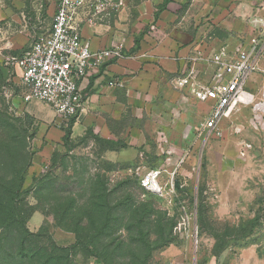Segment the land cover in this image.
I'll return each mask as SVG.
<instances>
[{"label":"rangeland","instance_id":"374dc122","mask_svg":"<svg viewBox=\"0 0 264 264\" xmlns=\"http://www.w3.org/2000/svg\"><path fill=\"white\" fill-rule=\"evenodd\" d=\"M124 1L127 11L136 17L139 7L151 0ZM57 7L58 0H0V46L3 47L0 49V175L11 179L19 168L28 166L18 206L31 234L48 233L40 246L47 247L54 241L59 247H71L76 244L77 227H82L81 233L87 234L91 232L93 222L96 228L97 224L100 226L103 220L100 212L92 213L91 219L85 218L84 212L90 190L96 188L98 178L107 182L108 191L116 193L121 185L134 198L143 200L134 179L139 168L162 170L159 179L164 190V196L160 197L162 203L150 199V204L158 212L165 213L169 209L173 215L177 196L171 192L170 183L178 161L184 155L185 163L177 170L174 180H180L187 187L190 194L187 199L200 190L199 225L189 203L186 210L181 208L175 217L167 213L166 216L176 224L175 233L182 243L157 250L146 264H264V124L254 128L250 123L251 110L244 109L232 122L226 123L223 139L213 136L207 140L205 135L199 139L190 137L177 151L173 144H164L157 138L161 128L169 127L174 131L171 116L160 117L155 123L133 119L135 127L143 128L145 141L131 149L126 143L127 132L123 127L120 137L114 141L115 147L120 149L117 153L124 156L122 158L117 157L116 152L108 151L107 148L112 146L101 142L104 138L91 128L77 134L72 132L69 146H66L63 141L66 127L56 123L54 110L37 99L29 103L22 99L19 74L10 61L11 57L24 54L37 38L49 32ZM249 38L250 35L244 32L227 34L214 28L198 44L214 49H235ZM250 80V92L264 98L263 77L253 74ZM200 119L198 113L190 123L197 127ZM237 125L245 128L243 134L232 132V127ZM190 131L191 128H187L186 135L194 134ZM31 163L32 167H29ZM48 171L55 187L65 189L63 193L57 194L46 188L47 183L43 181L33 184L35 177L40 178ZM126 182L128 184L123 185ZM75 201H78V209L73 210V214L55 217L41 211L45 203H50L54 209L59 204L75 206ZM113 237L117 240L119 232ZM157 240L156 236L152 237L154 247ZM98 250L99 255L105 254L107 243L104 241ZM72 251L76 264H102L82 247ZM7 261L6 258L0 264Z\"/></svg>","mask_w":264,"mask_h":264},{"label":"crops","instance_id":"0c3cea01","mask_svg":"<svg viewBox=\"0 0 264 264\" xmlns=\"http://www.w3.org/2000/svg\"><path fill=\"white\" fill-rule=\"evenodd\" d=\"M113 1L123 2L124 6L96 25H85L86 14L79 19L82 36L95 53L113 50L120 44L125 49L120 57L93 59L87 75L79 82L85 105L72 132L91 128L100 137L117 141L124 127L127 145L136 149L146 136L143 128L132 124L133 119L155 123L160 117L171 116L174 131L161 128L157 135L160 141L173 144L177 150L186 139H199L198 126L190 120L195 119L203 105L184 99L172 88L171 81L187 66L198 42L214 28L227 34L244 32L251 37L248 22L254 8L249 0H172L156 19L164 0L143 3L136 17L127 11L126 1ZM148 27L153 28L147 32ZM113 81L122 85L110 87ZM187 122L190 124L186 125ZM189 127L190 132L194 131L191 136L186 135ZM117 152V157H124Z\"/></svg>","mask_w":264,"mask_h":264},{"label":"built area","instance_id":"2783aa9c","mask_svg":"<svg viewBox=\"0 0 264 264\" xmlns=\"http://www.w3.org/2000/svg\"><path fill=\"white\" fill-rule=\"evenodd\" d=\"M248 3L254 8L249 40L235 49L197 44L194 55L186 61L187 66L171 81L172 88L185 96L184 99L205 107L199 111V138L205 135L207 140L213 136L223 139L226 122H232L244 109L251 110L250 123L254 128L264 124V98L250 92L253 74H260L264 79V0ZM123 6V2L113 0H58L49 32L37 38L24 54L10 58L19 71L22 99L26 103L37 99L48 104L56 113V123L68 127L84 109L85 96L79 82L87 75L93 59L120 57L125 49L120 44L113 50L95 53L82 36L80 16L86 14L83 22L94 26ZM121 85L116 81L110 83V87ZM244 130L243 126L232 127L235 135L243 134ZM178 163L170 183L171 192L176 196L174 177L185 163L184 155ZM162 173L159 169L139 168L135 177L147 192L163 197L159 182ZM182 208L186 210L185 206ZM192 214L196 220V214Z\"/></svg>","mask_w":264,"mask_h":264},{"label":"trees","instance_id":"16d2710c","mask_svg":"<svg viewBox=\"0 0 264 264\" xmlns=\"http://www.w3.org/2000/svg\"><path fill=\"white\" fill-rule=\"evenodd\" d=\"M171 1L164 0V3L158 7L155 14L156 19H158L161 12L167 9ZM152 28H149L147 32L151 31ZM136 45H139V40H137ZM75 121L76 119L72 120L70 125L66 127L67 129L64 130L63 141L66 146H69ZM100 141L107 146H112L107 148L108 151L116 152L120 150L115 147L116 142L114 141L106 139H100ZM125 147L126 145L121 148ZM32 163L29 164V167H32ZM27 170L28 166L22 169L19 168L17 172L12 174L11 179H4L0 175V261H5L6 258L11 261L9 263L7 261L6 264H76V256L72 250L78 247L84 248L89 254L98 258L102 264H146V261L157 250L182 243L175 233L176 224L166 216L167 213L170 217H175L177 212H180L181 208L186 207V204L189 203L192 212L196 214V223L199 225L200 190L197 195L193 193L191 198L187 199L190 196L189 190L186 186H183L180 180H175L177 198L174 200L175 213L172 215L169 209H166L165 213L155 210L154 206L150 204V199H157L162 203L161 198L142 188L137 178L134 179L143 200L134 198L121 185L119 191L122 192L118 190L116 193L108 191L107 182L98 178L99 181L94 185L96 188L90 190L84 212L85 218L90 219L92 213L100 212L103 215L100 226L97 224L96 228L95 222H93L92 230L87 234L81 233L82 227H77L75 231L77 235L76 244L71 247H59L54 241H51L49 245L47 244V247H41L42 240L46 239L48 233L31 234L23 220V211L18 206L21 191L27 179ZM41 181L47 183L46 188L55 191L57 194L65 191L62 187H55V181L51 178L49 171L41 175L40 178L35 177L33 184L36 185ZM126 184L128 183L126 182L123 185ZM76 203L78 201H75V206L70 207L59 204L58 207L52 208L53 210L50 203H45L44 207H41V211L46 215L47 212L52 213L55 217H59L58 214L63 215L69 212L73 214V210L78 209ZM94 230V234H91ZM116 232H119L118 241L113 239V234H116ZM153 236L158 238L155 243L156 247L152 245ZM104 241L108 245V250L105 254L99 255L98 249L101 248Z\"/></svg>","mask_w":264,"mask_h":264}]
</instances>
